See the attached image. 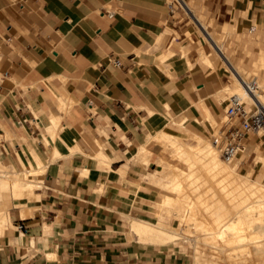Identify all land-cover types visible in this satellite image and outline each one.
Returning a JSON list of instances; mask_svg holds the SVG:
<instances>
[{
  "label": "crops",
  "instance_id": "1",
  "mask_svg": "<svg viewBox=\"0 0 264 264\" xmlns=\"http://www.w3.org/2000/svg\"><path fill=\"white\" fill-rule=\"evenodd\" d=\"M208 1L223 25L256 31L264 51V0ZM180 4L0 0V161L45 166L25 199L31 213L14 207L0 221V264H180L171 247L183 244L128 232L132 217H152L162 142L211 135L225 104L224 72L185 36L203 14ZM192 137L177 138H204Z\"/></svg>",
  "mask_w": 264,
  "mask_h": 264
},
{
  "label": "bare ground",
  "instance_id": "2",
  "mask_svg": "<svg viewBox=\"0 0 264 264\" xmlns=\"http://www.w3.org/2000/svg\"><path fill=\"white\" fill-rule=\"evenodd\" d=\"M191 12L194 14L195 10ZM197 23L215 51V56L202 51V61L214 66L219 57L236 80V92H243L250 104L256 102L264 110V94L257 91L260 82L257 81L255 96L246 93L240 77L246 82L252 78L244 77L241 66L231 61L201 18ZM51 120L56 123L58 117ZM196 139L195 144L181 142L173 136L170 140L175 154L186 164L185 169L171 165V181L165 183L166 190L170 189L173 195L164 191L163 205H169L178 216L177 226L132 217L128 232L145 242L165 244L184 240L193 248L192 264H264V182L239 173L235 162H223L215 147L204 138ZM34 159L36 166L22 162L23 168L19 170L0 161V221L8 218L9 210L14 207L20 208L23 217L31 213L25 199L33 198V190L39 186L45 171L39 158L34 156ZM258 159L264 162V153ZM177 205H182L180 213L175 212Z\"/></svg>",
  "mask_w": 264,
  "mask_h": 264
},
{
  "label": "rangeland",
  "instance_id": "3",
  "mask_svg": "<svg viewBox=\"0 0 264 264\" xmlns=\"http://www.w3.org/2000/svg\"><path fill=\"white\" fill-rule=\"evenodd\" d=\"M175 3V5H179L177 0H171ZM187 1V0H186ZM191 3V6L194 7L196 13L203 14V23L207 27V30H210L219 43L224 45L222 49L230 56L231 61L235 65L241 66L243 69L244 77L249 80L254 76L257 78V81L260 82V89L257 90L259 93L264 94V62L263 57L259 58V61L256 63L254 62L253 66L251 65V61L253 57H257L260 53H264L261 50V42L259 40V34L256 31L251 32L248 27H246L243 32L237 33L234 28L235 25L227 26L226 24L223 25V21H225L221 16L219 17V12L215 10V5L209 3L208 0H188ZM248 12H236L232 15L235 16L236 20L240 15L243 17L247 16ZM189 16V14H188ZM199 16L200 15H196ZM190 18V26L185 30V36L189 39V48L198 53L203 51L206 54L211 53L212 55L215 54L213 48L208 43V41L204 38L202 34V30L200 31L196 24L194 23L193 19ZM177 44L176 40L171 42V45ZM224 62L219 58L216 57V64L215 66H219L225 74V82L228 81V84L223 87L222 91L220 92V96L224 99L225 104L223 108V112L219 116H215L210 118L209 122L211 123V127L213 129L211 135H204L198 131L193 130H185L182 135L177 136L181 140L186 142H194L192 137V132H197L201 136L204 137L207 144L212 145L217 149L219 157L225 163H236V169L239 173L247 174L249 178L260 180L264 182V162L260 161L258 158L261 154L264 153V127L259 128L256 132H250L248 138L245 141V149L242 152H239L232 161L227 162L221 156V150L219 146H216L212 143V135L217 134L219 127L226 121L224 110L226 109L229 97L233 93H237L235 90L236 87V80L234 79L233 75L230 73V70L227 66L223 65ZM239 93V92H238ZM237 93V94H238ZM241 94L244 101L248 102V98L244 93ZM174 120H178L176 118H172L171 122ZM171 140V139H170ZM165 148V157L161 161L163 165V169L161 171L156 172L154 178L159 176V185L153 183L155 180H150L149 182L152 184L151 189V198L152 201L150 203V209L152 210V217L150 220L152 222L161 221L162 223L176 227L178 224V216L171 211V207L163 205V198L166 197L165 193L167 194L170 189L167 191L165 183L169 184L171 181L170 178V165H176L182 169L186 168V164L182 161L180 156L175 154V148L171 145V141L162 142ZM195 144V143H194ZM23 168V165L22 167ZM16 169L19 170V166H16ZM34 178L33 175L30 176ZM164 183V185H163ZM163 186V187H162ZM162 187V188H161ZM36 188V187H35ZM165 191V193H164ZM167 191V192H166ZM173 195L172 191L169 192ZM13 208L10 209V213ZM182 211V205H177L175 207V212L180 213ZM186 227H184L185 229ZM174 243V242H173ZM179 243L183 244V247L179 246H172L165 245L166 247H171V252L174 251L177 255V259L180 264H192L191 254L190 251L193 250L192 246L188 244V242L181 240Z\"/></svg>",
  "mask_w": 264,
  "mask_h": 264
},
{
  "label": "built area",
  "instance_id": "4",
  "mask_svg": "<svg viewBox=\"0 0 264 264\" xmlns=\"http://www.w3.org/2000/svg\"><path fill=\"white\" fill-rule=\"evenodd\" d=\"M179 5L183 7L180 3ZM111 63L115 67L122 65L118 58H112ZM240 79L246 93L255 96L257 78L254 76L250 82H246L242 77ZM224 113L226 121L219 127L217 134L212 135V143L219 146L222 158L230 162L245 149V141L249 133L264 127V110L256 102L252 105L239 95L232 94Z\"/></svg>",
  "mask_w": 264,
  "mask_h": 264
}]
</instances>
